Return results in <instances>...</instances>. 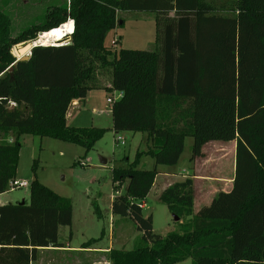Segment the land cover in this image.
I'll use <instances>...</instances> for the list:
<instances>
[{"label":"trees","instance_id":"trees-1","mask_svg":"<svg viewBox=\"0 0 264 264\" xmlns=\"http://www.w3.org/2000/svg\"><path fill=\"white\" fill-rule=\"evenodd\" d=\"M122 11L154 15L152 50L107 45L123 24ZM68 19L75 26L69 45L35 48L8 71L15 45L35 42ZM104 87L122 94L112 104L111 129L68 126L72 102ZM108 131L147 138L146 151L112 171L115 188H126L112 199L111 212L135 223L142 244L112 249L109 264H264V0H235V16L216 14L208 0H69L48 7L41 22L16 36L0 5V195L16 180L24 135L88 153ZM187 138L195 141L191 165L209 141L236 143L233 188L194 214L191 168L159 197L180 231L157 235L141 201L157 166L178 164ZM144 155L154 169L140 168ZM72 214L70 200L33 181L29 202L0 205V264H33L40 250L63 248L59 232L72 225Z\"/></svg>","mask_w":264,"mask_h":264},{"label":"rangeland","instance_id":"rangeland-1","mask_svg":"<svg viewBox=\"0 0 264 264\" xmlns=\"http://www.w3.org/2000/svg\"><path fill=\"white\" fill-rule=\"evenodd\" d=\"M208 1L216 14L235 16V0ZM68 2L69 0H0V5L9 14L12 34L16 36L31 24L41 22L48 7L62 6ZM148 15L150 14L144 12L122 11L119 19L123 20V24L108 34L107 44L111 45L116 39L120 44L118 50H152L156 32L154 21L149 19ZM68 41L71 42V37L64 38L62 44ZM117 93L105 87L89 91L87 102L83 103L76 118L69 120L68 126L111 129L112 105L108 103V99H113ZM119 137L122 139L118 141ZM146 139V135L141 133L115 135L114 132L108 131L94 149L86 153L83 148L73 144L24 135L20 140L21 149L15 179L17 182H27L28 187L15 191L8 189L6 193L0 195V204L29 202L31 184L37 180L72 203V225L62 227L59 232V240L65 247L71 245L85 249L101 246L131 251L142 244V233L129 218L116 216L111 212L112 199L119 194L123 195L126 188V185L115 188L116 185L112 183V171L113 168L126 167L132 163L138 150L146 151ZM192 150L193 139H187L179 163L173 168L175 174H180L178 172L183 169L191 172L189 159ZM35 161L37 164L33 171ZM141 164L142 169L155 168L154 160L149 156L144 155ZM169 169L172 167L157 166L159 173ZM161 181L162 178H158L141 204L145 205L143 214L152 215L153 232L166 236L173 231L179 232L180 226L179 222L174 221L168 208L159 201ZM90 240L98 241L83 246ZM108 255L78 254L52 249L40 254L36 264H109ZM178 264H192V260L188 259Z\"/></svg>","mask_w":264,"mask_h":264},{"label":"crops","instance_id":"crops-1","mask_svg":"<svg viewBox=\"0 0 264 264\" xmlns=\"http://www.w3.org/2000/svg\"><path fill=\"white\" fill-rule=\"evenodd\" d=\"M119 15H121V12H119L118 16ZM148 16H149V19L154 21L153 14H150ZM114 41H116L117 44L114 46L113 49L118 50V45L120 44L116 39L111 42V45L110 44H107V45L112 48ZM87 100L88 99L86 96V98L83 100H76L72 102V104L69 107L67 116H66L67 125L69 124V120L76 118V116L81 110L83 103H86ZM187 139H193V138H187ZM187 139H185V142H184V150H185ZM194 142L195 141L193 139V145H194ZM235 151H236V143L234 141L232 142L209 141L206 144H204V146L202 147L203 157L197 158L196 161L193 163V165H191L193 172H194L193 174L194 175L193 176L194 214L197 213L202 207L210 205L213 199H215L219 193L221 192L229 193L232 190L233 180L235 176ZM190 164H189V168H190ZM140 165L143 166L142 164ZM177 165H175V167ZM171 167L172 169L162 171L156 177L155 183L158 180V178H162V181H161L162 188L159 192V197L166 188H168L172 184L185 181L191 173L190 170H189L190 173H188L186 172L187 169L186 170L183 169L181 172H178L180 174H175V172H173V168L175 167L174 166H171ZM222 167H223V170H222ZM143 204L141 205L144 210L145 205ZM0 205H3V204H0ZM50 250H52V248L42 249L40 250L39 255L47 251H50ZM60 250L76 252L78 254L80 253H90V254L103 253L104 255H106L112 249L109 247H101V246H98L95 248H85L84 249L82 247L79 248V247H73L69 245L66 247L64 246ZM38 261H39V256H38V260L33 264H36Z\"/></svg>","mask_w":264,"mask_h":264},{"label":"bare ground","instance_id":"bare-ground-1","mask_svg":"<svg viewBox=\"0 0 264 264\" xmlns=\"http://www.w3.org/2000/svg\"><path fill=\"white\" fill-rule=\"evenodd\" d=\"M72 31V23H65V25L57 29H53L49 32L41 34L39 40L35 41V43L36 45L43 47H46L48 45H55V43H57L58 41H62L65 37L71 35ZM26 52H28V49L25 50L22 54H25Z\"/></svg>","mask_w":264,"mask_h":264},{"label":"water","instance_id":"water-1","mask_svg":"<svg viewBox=\"0 0 264 264\" xmlns=\"http://www.w3.org/2000/svg\"><path fill=\"white\" fill-rule=\"evenodd\" d=\"M42 34V33H41ZM40 34V35H41ZM40 35L38 36L37 40H39ZM62 41H58L56 43V45H61ZM55 45V46H56ZM69 45V44H68ZM38 47H43V46H39L36 45L35 42H29V43H21L18 45H15L12 50H11V54L13 55V57L16 59L15 63L8 69L9 72H13L15 67L17 66L18 63L20 62H24V61H28L32 55V52L35 48ZM28 49V52H26L25 54H22L25 50ZM174 221L178 222L179 218L176 216H173Z\"/></svg>","mask_w":264,"mask_h":264},{"label":"built area","instance_id":"built-area-1","mask_svg":"<svg viewBox=\"0 0 264 264\" xmlns=\"http://www.w3.org/2000/svg\"><path fill=\"white\" fill-rule=\"evenodd\" d=\"M66 23H72V25H73V31H72V34L68 36V37H71V36L73 35V33H74V29H75L74 21H73L72 19H68ZM64 25H65V24H64ZM62 26H63V25H62ZM65 38H66V37H65ZM68 44H70L69 41H68V42H65V43H63V44H61V45H68ZM116 44H117V42L114 41V42H113V47H112V48H114V46H115ZM55 45H56V44H55ZM55 45H50V46H55ZM121 97H122V94H121V93H117V94H115V96H114L113 99H108V103L112 105V104L115 103L117 100L121 99ZM121 139H122V138L119 137V138H118V141L121 140ZM7 142H8L9 144H13V143H14V138H12V137L8 138V139H7ZM27 187H28V183H27V182H25V181L17 182L16 180H14V181L10 182V184H9V186H8V189H9L10 191H15V190H19V189H23V188H27Z\"/></svg>","mask_w":264,"mask_h":264}]
</instances>
